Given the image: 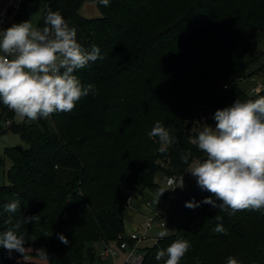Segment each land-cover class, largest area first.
<instances>
[{
    "label": "trees",
    "instance_id": "1",
    "mask_svg": "<svg viewBox=\"0 0 264 264\" xmlns=\"http://www.w3.org/2000/svg\"><path fill=\"white\" fill-rule=\"evenodd\" d=\"M34 1L49 2L38 28L49 10L59 11L76 28L78 42L85 49L95 44L103 58L75 73L82 85L95 86V95L81 98L72 111L52 114L50 121L23 123L21 136L30 148H6L13 166L11 183L0 186V233L20 221L28 259L15 251L10 258L0 247V264H54L56 257L59 264H72L69 242L111 244L125 234L130 191L162 189L159 172L184 178L183 155L191 153L189 163L206 159L191 139L204 124H215L216 110L264 95V89L250 94L233 84L252 75L246 63L264 27V0H110L107 7L96 0L102 14L97 18L80 13L84 0ZM223 84L229 88L216 89ZM14 114L0 102L4 123ZM156 121L170 126L175 137L165 152L158 138L148 136ZM193 127L199 130L191 132ZM8 131L0 124V136ZM211 195L189 186L174 203L183 223L148 246L142 264H164L155 259L157 251L176 239L191 245L180 264H227L229 256L264 264V211L229 215L209 204L185 207ZM14 200L20 211L4 212L3 205ZM31 216L36 220L23 223ZM218 223L226 234L215 231ZM87 258L91 264L95 252Z\"/></svg>",
    "mask_w": 264,
    "mask_h": 264
},
{
    "label": "clouds",
    "instance_id": "2",
    "mask_svg": "<svg viewBox=\"0 0 264 264\" xmlns=\"http://www.w3.org/2000/svg\"><path fill=\"white\" fill-rule=\"evenodd\" d=\"M98 3L107 7L110 0ZM98 58H103L100 48L93 44L85 49L77 40L76 28L59 11L47 12L42 29L34 27L30 20L12 24L0 30V102L32 121L72 111L81 98L96 94L95 86L82 85L75 73ZM213 119L215 127L204 124L192 140L206 159L189 163L191 153L181 157L197 185L212 195L201 202L188 201L185 207L209 204L229 215L243 210L264 211V95L245 102L236 99L231 106L216 110ZM171 131L170 126L156 121L148 133L149 138L159 139L160 152L175 141ZM177 187H183V177ZM165 191L168 190L162 188L156 193V203ZM18 210L19 200L3 205L6 213ZM36 218L23 217V223ZM21 226L18 221L0 233V247L8 251L10 258L15 251L26 260V232L19 231ZM215 231L226 234L222 223L216 225ZM168 235V230L158 233L160 238ZM59 239L68 243L63 234ZM190 247L188 240L176 239L166 249L158 250L155 259H163L164 264H180ZM37 253L47 257L43 249ZM227 264L242 262L229 256Z\"/></svg>",
    "mask_w": 264,
    "mask_h": 264
},
{
    "label": "rangeland",
    "instance_id": "3",
    "mask_svg": "<svg viewBox=\"0 0 264 264\" xmlns=\"http://www.w3.org/2000/svg\"><path fill=\"white\" fill-rule=\"evenodd\" d=\"M7 1L9 0H0V12L3 9V5ZM48 4L49 2L46 1H26L23 10L20 13V23L30 20L33 26L38 28L39 20ZM80 13L88 18H97L102 15L96 0H84L80 8ZM15 18V13H12L10 16H8L7 28L12 24H16ZM0 30L2 29L0 28ZM256 37L258 41L256 53L254 57H251L247 60L245 70V72L252 73V75L251 77L241 82V87L246 90L248 89V87L253 86L256 81V84L258 82H261L264 87V27L257 32ZM50 118L51 116L47 120L50 121ZM12 121L26 124H35L39 122V119L32 121L14 114V117L12 120H10V122ZM0 124L7 127L9 126V124L4 123L1 118ZM210 126L215 127V124H211ZM10 147H19L21 149L27 150L30 148V144L23 139L21 133H15L11 130H9L6 134L0 136V186L9 185L11 183L8 173L13 166V160L6 154V148ZM194 160L199 159L195 158ZM166 177L167 176H165L163 173L159 172L156 176V182L164 189H170L166 186ZM179 180L177 182L176 188L177 193L180 195V198L183 197V192H185V190L189 186L197 185L196 178H194L190 172H188L183 178L182 188L177 187ZM158 191L159 190H157L156 188H146L143 194L132 197V200L129 202L125 210V231L127 235H131L133 232L137 231L139 225L145 221L146 213H156L160 211L163 214L164 219L167 220L168 223L166 227H159L158 224L155 223L151 227V229H149L148 235L151 237V239L147 243H143L144 246H153V244H155L154 240L156 238H159L158 233L160 231L168 230L170 235L176 231L178 225L183 223V218L179 214V212L176 211L174 204L172 202L165 203L163 195L160 197L159 202L156 203V193ZM131 192L135 193V191H130V194ZM148 202H151V205L147 207L145 205ZM138 206H140V208H138ZM126 234L124 235L127 236ZM111 245L117 246L118 244L114 242L111 243ZM104 247L105 242L103 243L102 240L87 241L84 239H79L78 241L69 242L68 249L73 260L72 264L90 263L87 257L89 253L93 251L96 252V258L91 264H115L113 257L101 256V251L104 249ZM51 248L54 251L55 256L56 245L54 244ZM123 258V252L120 251L118 254L117 264H122ZM84 259L86 260L84 261ZM54 264H59L57 257L56 260H54Z\"/></svg>",
    "mask_w": 264,
    "mask_h": 264
},
{
    "label": "built area",
    "instance_id": "4",
    "mask_svg": "<svg viewBox=\"0 0 264 264\" xmlns=\"http://www.w3.org/2000/svg\"><path fill=\"white\" fill-rule=\"evenodd\" d=\"M24 7V0H9L8 4L1 10L0 12V28L7 29V18L12 13L16 14L15 22L20 23L21 17L20 13L23 10ZM246 79H241L234 81L233 84H240L241 82ZM257 82V81H256ZM248 87L247 91L250 94H255L257 92H260L262 89H264L261 82H258L257 84ZM229 88V84H223L221 86H218L216 89L226 90ZM10 124V121L7 122ZM196 127H193L191 129V132L198 131ZM200 131V130H199ZM195 139L192 138L191 141ZM178 179L175 176H167L165 178L166 186L170 189H165L168 191H165L163 194V197L165 199V203L172 202L173 204L177 202V200L180 198V195L177 193V185ZM174 188V189H172ZM141 194H136L131 192V194L128 196V202L132 200L133 196H139ZM151 202H148L145 206H150ZM147 214V215H146ZM145 214V221L139 225V228L137 231L133 232L131 235H120L119 241L117 242V246H113L110 243H105L104 249L101 251V256L103 257H113V260L115 264H117L118 260V254L120 251L123 252L124 258L122 264H142L143 260L146 255V249L148 245L144 246L143 243H147L151 237L148 235L149 229L156 223L159 227H166L167 226V220L164 219L163 214L159 211L156 213H146ZM158 238L154 240V243H156Z\"/></svg>",
    "mask_w": 264,
    "mask_h": 264
},
{
    "label": "water",
    "instance_id": "5",
    "mask_svg": "<svg viewBox=\"0 0 264 264\" xmlns=\"http://www.w3.org/2000/svg\"><path fill=\"white\" fill-rule=\"evenodd\" d=\"M9 130L15 133H21L23 130V123L12 121L8 126Z\"/></svg>",
    "mask_w": 264,
    "mask_h": 264
},
{
    "label": "crops",
    "instance_id": "6",
    "mask_svg": "<svg viewBox=\"0 0 264 264\" xmlns=\"http://www.w3.org/2000/svg\"><path fill=\"white\" fill-rule=\"evenodd\" d=\"M7 2H8V1H7ZM7 2L3 5V8L8 4ZM140 206H141V204H140ZM140 206H138V208H140ZM125 233H126V231H125ZM103 243H104V242H103ZM95 254H96V252H95Z\"/></svg>",
    "mask_w": 264,
    "mask_h": 264
}]
</instances>
